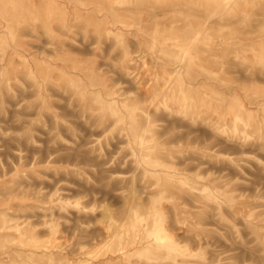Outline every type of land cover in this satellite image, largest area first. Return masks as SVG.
I'll list each match as a JSON object with an SVG mask.
<instances>
[{
  "label": "rangeland",
  "instance_id": "1",
  "mask_svg": "<svg viewBox=\"0 0 264 264\" xmlns=\"http://www.w3.org/2000/svg\"><path fill=\"white\" fill-rule=\"evenodd\" d=\"M0 264H264V0H0Z\"/></svg>",
  "mask_w": 264,
  "mask_h": 264
}]
</instances>
